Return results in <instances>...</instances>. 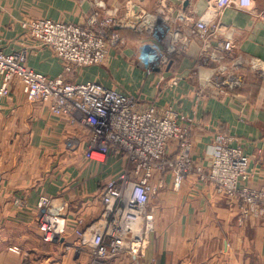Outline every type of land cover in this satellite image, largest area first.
<instances>
[{"label": "crops", "instance_id": "obj_1", "mask_svg": "<svg viewBox=\"0 0 264 264\" xmlns=\"http://www.w3.org/2000/svg\"><path fill=\"white\" fill-rule=\"evenodd\" d=\"M165 1L194 19L208 8V0ZM157 2L144 0L141 8L153 12ZM108 3L122 15L127 11L126 0ZM90 9L88 0H0V50L25 51L28 68L55 78L62 74L63 63L31 38L22 24L33 19L81 24ZM263 9L264 0H256L253 12L231 7L221 15L222 24L235 31V51L262 61L264 22L257 15ZM118 31L123 45L110 48L101 65L81 68L67 79L95 82L136 97L138 111L154 106L158 115L168 108L185 115L190 120L184 127L189 129L192 157L207 169L214 137L231 138L249 161L248 186L263 188L264 79L245 70L239 88L225 95L208 88L199 98L200 78L214 74L208 68L197 69V42H191L186 54L176 56L164 71L147 74L136 58L142 35L131 27ZM174 77L178 82L171 85ZM87 139L77 122L52 114L48 103L29 102L19 80L13 83L0 112V264L53 261L45 255L48 244L40 240L37 228L41 196L53 198L69 224L59 244L77 251L73 226L86 228L99 218L106 183L129 166L124 156L109 154L101 162L89 159ZM165 184L149 204L155 229L144 257L122 254L112 264H264V219L250 216L241 221L236 200L217 195L212 185L195 176L186 178L179 190H173L171 175Z\"/></svg>", "mask_w": 264, "mask_h": 264}, {"label": "built area", "instance_id": "obj_2", "mask_svg": "<svg viewBox=\"0 0 264 264\" xmlns=\"http://www.w3.org/2000/svg\"><path fill=\"white\" fill-rule=\"evenodd\" d=\"M88 1L91 9L81 24L48 19L22 24L31 38L61 60L59 76L49 78L28 68L25 51L5 54L0 50V112L13 83L19 80L29 102L48 103L52 114L70 117L86 131L89 159L101 162L112 154L128 161L126 170L106 183L99 218L86 228L73 226L76 249L88 255L90 264H112L122 254L143 258L155 229L149 204L165 189L167 175L172 176L173 190H179L189 176L212 185L217 195L236 200L241 221L250 216L264 219V187L248 186L249 161L231 138L214 137L207 169L192 157L189 129L184 127L190 120L185 115L171 108L158 115L154 106L138 111L136 97L66 77L81 68L101 65L110 48L125 42L118 28L131 27L142 35L136 58L147 74L154 69L164 71L195 41L199 46L197 69L208 68L214 74L210 79L200 78L199 98L208 88L225 95L242 85V71L264 79V61L237 53L235 31L221 22V15L231 7L253 12L256 0H208L207 10L195 19L174 11L165 0H158L153 12L141 8L144 0H126L124 15L108 3L120 0ZM257 16L264 22V9ZM178 79L172 78L171 85ZM261 98L264 101V89ZM36 210L40 240L48 245L61 242L69 224L54 199L41 196Z\"/></svg>", "mask_w": 264, "mask_h": 264}, {"label": "rangeland", "instance_id": "obj_3", "mask_svg": "<svg viewBox=\"0 0 264 264\" xmlns=\"http://www.w3.org/2000/svg\"><path fill=\"white\" fill-rule=\"evenodd\" d=\"M45 255L52 258L51 264H89L90 259L84 252L74 251L72 248H67L61 244L45 245ZM82 258L89 260L82 261ZM48 264V263H46Z\"/></svg>", "mask_w": 264, "mask_h": 264}, {"label": "water", "instance_id": "obj_4", "mask_svg": "<svg viewBox=\"0 0 264 264\" xmlns=\"http://www.w3.org/2000/svg\"><path fill=\"white\" fill-rule=\"evenodd\" d=\"M186 5V4H185Z\"/></svg>", "mask_w": 264, "mask_h": 264}]
</instances>
